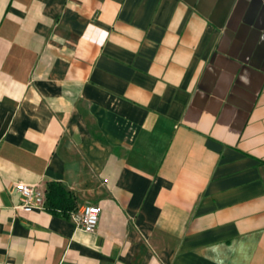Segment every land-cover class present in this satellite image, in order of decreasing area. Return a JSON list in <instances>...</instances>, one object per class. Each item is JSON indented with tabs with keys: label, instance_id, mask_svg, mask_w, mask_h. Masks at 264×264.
<instances>
[{
	"label": "crops",
	"instance_id": "0c3cea01",
	"mask_svg": "<svg viewBox=\"0 0 264 264\" xmlns=\"http://www.w3.org/2000/svg\"><path fill=\"white\" fill-rule=\"evenodd\" d=\"M0 264H264V0H0Z\"/></svg>",
	"mask_w": 264,
	"mask_h": 264
},
{
	"label": "built area",
	"instance_id": "2783aa9c",
	"mask_svg": "<svg viewBox=\"0 0 264 264\" xmlns=\"http://www.w3.org/2000/svg\"><path fill=\"white\" fill-rule=\"evenodd\" d=\"M19 203L17 207L24 212L35 209L44 210L45 191L34 185L17 182L14 185ZM100 208L94 204H83L74 210L70 217L71 221L84 232H93L98 224Z\"/></svg>",
	"mask_w": 264,
	"mask_h": 264
},
{
	"label": "trees",
	"instance_id": "16d2710c",
	"mask_svg": "<svg viewBox=\"0 0 264 264\" xmlns=\"http://www.w3.org/2000/svg\"><path fill=\"white\" fill-rule=\"evenodd\" d=\"M75 207L72 193L59 182H49L45 188V208L52 214L66 216Z\"/></svg>",
	"mask_w": 264,
	"mask_h": 264
}]
</instances>
